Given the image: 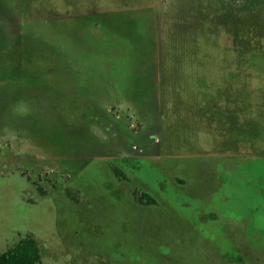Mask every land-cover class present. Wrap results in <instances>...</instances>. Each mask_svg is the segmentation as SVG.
<instances>
[{
  "label": "rangeland",
  "instance_id": "374dc122",
  "mask_svg": "<svg viewBox=\"0 0 264 264\" xmlns=\"http://www.w3.org/2000/svg\"><path fill=\"white\" fill-rule=\"evenodd\" d=\"M28 234L41 264H264V22L0 0V253Z\"/></svg>",
  "mask_w": 264,
  "mask_h": 264
},
{
  "label": "trees",
  "instance_id": "16d2710c",
  "mask_svg": "<svg viewBox=\"0 0 264 264\" xmlns=\"http://www.w3.org/2000/svg\"><path fill=\"white\" fill-rule=\"evenodd\" d=\"M224 2L237 4V6L248 10L252 19L255 18L264 22V0H224ZM114 169L119 177L127 178L126 173L121 168L115 167ZM69 194L73 196L70 192ZM136 199L147 204L157 202L156 198L147 192L136 195ZM76 200L78 199L76 198ZM42 258L39 240L28 234L21 236L14 245L0 253V264H41Z\"/></svg>",
  "mask_w": 264,
  "mask_h": 264
}]
</instances>
